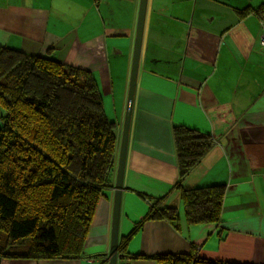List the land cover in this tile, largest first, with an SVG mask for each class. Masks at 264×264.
<instances>
[{
  "label": "crops",
  "instance_id": "crops-1",
  "mask_svg": "<svg viewBox=\"0 0 264 264\" xmlns=\"http://www.w3.org/2000/svg\"><path fill=\"white\" fill-rule=\"evenodd\" d=\"M264 0H148L122 194L117 264L188 255L264 264V17L240 11ZM140 0H0V45L51 56L93 72L117 123L113 188L97 207L74 260L0 258V264H108L114 184L126 112ZM186 126L216 146L186 178V190L225 185L220 224L185 217L173 130ZM152 199L180 213L179 229L145 221Z\"/></svg>",
  "mask_w": 264,
  "mask_h": 264
},
{
  "label": "trees",
  "instance_id": "trees-1",
  "mask_svg": "<svg viewBox=\"0 0 264 264\" xmlns=\"http://www.w3.org/2000/svg\"><path fill=\"white\" fill-rule=\"evenodd\" d=\"M262 20L264 5L240 11ZM263 25V24H262ZM0 45V258L74 260L84 248L100 200L113 188L117 123L105 110L92 71L49 55ZM185 217L190 225L220 224L225 185L183 188L186 178L217 145L186 126L173 130ZM152 199L145 221L179 229L180 213ZM134 231V230H133ZM122 238L119 252L135 232ZM162 264L212 262L195 253L145 257Z\"/></svg>",
  "mask_w": 264,
  "mask_h": 264
},
{
  "label": "water",
  "instance_id": "water-1",
  "mask_svg": "<svg viewBox=\"0 0 264 264\" xmlns=\"http://www.w3.org/2000/svg\"><path fill=\"white\" fill-rule=\"evenodd\" d=\"M148 0H140L139 15L137 21L133 58L131 66V76L129 82V90L127 96L126 112L122 126V137L120 143V151L118 157V165L116 171V179L114 184V208H113V222L111 246L108 258V264H117L119 257V225L121 217L122 194L124 191V176L126 168V159L128 153L129 136L132 124V114L135 102V95L137 89V80L140 68L142 44L146 21Z\"/></svg>",
  "mask_w": 264,
  "mask_h": 264
},
{
  "label": "built area",
  "instance_id": "built-area-1",
  "mask_svg": "<svg viewBox=\"0 0 264 264\" xmlns=\"http://www.w3.org/2000/svg\"><path fill=\"white\" fill-rule=\"evenodd\" d=\"M262 27H263V32H262L260 39H259V45H260V47H262L264 49V25H262Z\"/></svg>",
  "mask_w": 264,
  "mask_h": 264
}]
</instances>
